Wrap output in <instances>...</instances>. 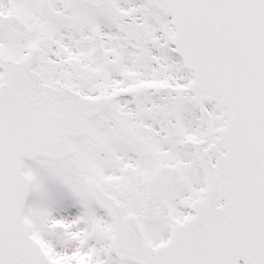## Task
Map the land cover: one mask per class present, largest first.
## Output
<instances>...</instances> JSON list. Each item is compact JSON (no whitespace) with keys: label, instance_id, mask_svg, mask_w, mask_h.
Wrapping results in <instances>:
<instances>
[{"label":"snow or ice","instance_id":"1","mask_svg":"<svg viewBox=\"0 0 264 264\" xmlns=\"http://www.w3.org/2000/svg\"><path fill=\"white\" fill-rule=\"evenodd\" d=\"M0 264H264V0H0Z\"/></svg>","mask_w":264,"mask_h":264}]
</instances>
